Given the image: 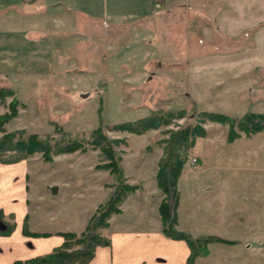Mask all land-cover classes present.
Instances as JSON below:
<instances>
[{
    "label": "rangeland",
    "instance_id": "rangeland-1",
    "mask_svg": "<svg viewBox=\"0 0 264 264\" xmlns=\"http://www.w3.org/2000/svg\"><path fill=\"white\" fill-rule=\"evenodd\" d=\"M175 1L155 7L151 0L153 14L129 18L126 27L74 14L79 27L70 21L63 31L32 35L27 53L14 47V34L0 29V115L15 107L0 127V138L15 134L11 148L0 146V185L21 189L24 234L62 238L34 256L64 240L69 251L80 250L77 240L118 183L130 186L94 231L108 241L112 230L129 223L157 221L162 231L159 205L166 193L158 170L171 134L197 124L194 142L178 148L184 162L175 183V227L193 237L224 238L207 245L219 242L231 258L249 246L251 264H264V129L246 132L230 119L202 113L239 118L264 111V36L251 33V26L236 33L221 26L220 17L239 20L241 12L251 19V0ZM156 113L168 115L141 132L112 128ZM99 132L102 146L92 141ZM33 133L50 145L46 154L16 147V139ZM71 138L81 145L57 149ZM12 214L0 208L7 233L15 225ZM66 231L73 235L65 238Z\"/></svg>",
    "mask_w": 264,
    "mask_h": 264
},
{
    "label": "crops",
    "instance_id": "crops-1",
    "mask_svg": "<svg viewBox=\"0 0 264 264\" xmlns=\"http://www.w3.org/2000/svg\"><path fill=\"white\" fill-rule=\"evenodd\" d=\"M246 1L250 3L249 0ZM35 5L42 7L35 10ZM0 6H7V9H0L6 12L1 13L0 23L8 21V25L0 29L9 35H15L14 47L18 46L23 53L32 48L35 41L32 35H40L50 29L63 31L69 27L70 21L79 27V21L72 19L74 14L78 17L84 14L83 16L90 18L115 21L122 25L129 18L143 21L153 14L151 0H0ZM240 14L242 15H239V20L233 16L235 13L230 14L233 17L224 20L220 17L222 21H226L221 26H226L232 33L251 26V33L264 36V0H251V19H243L244 13ZM250 21L251 25H246ZM17 39L22 41L17 42ZM13 186L15 188L17 184ZM20 190L0 187V208L6 214L13 213L15 221L10 233L0 232V264H10L15 259L46 252L62 241L58 235L38 238L22 232L21 220L25 207ZM153 222L149 221L145 225L129 223L122 228H115L109 234V243L96 246L94 255L86 264H185L190 252L186 241L165 235L159 224ZM184 222L178 221V224L185 229L193 227L188 221L186 225ZM218 243H211L209 253L196 256L193 264H229V259H233L234 264H251L248 244L241 254L231 258L225 254L227 247Z\"/></svg>",
    "mask_w": 264,
    "mask_h": 264
},
{
    "label": "trees",
    "instance_id": "trees-1",
    "mask_svg": "<svg viewBox=\"0 0 264 264\" xmlns=\"http://www.w3.org/2000/svg\"><path fill=\"white\" fill-rule=\"evenodd\" d=\"M14 102V101H13ZM11 112L0 115V127L1 123L6 121L11 114L15 113L14 103L11 104ZM202 113L209 117L215 118L219 121L232 120L241 130L246 132L257 131L264 129V111H251L248 110L239 118H234L231 114L216 110H202ZM163 115V116H162ZM168 114H149L139 117L135 120L119 121L112 125V128L128 129L134 132H141L148 127L158 126L161 123L162 117ZM229 120V121H230ZM164 120L163 123H167ZM197 124H188L182 127L180 130L172 133L168 140L169 146L167 149L166 157L162 160L160 169L158 170V184L161 189L166 193L165 198L159 205L162 221V231L167 236L173 238H179L186 241L189 246L190 252L185 264H193L197 255H204L209 252L208 243L212 240H221L224 238L218 236H198L193 237L189 232L181 231L175 227L176 225V213L175 207L177 205L178 192L175 189V183L179 172L182 168L184 157L178 153V148L190 147L194 142V136L197 131H200ZM196 131V132H195ZM198 134V133H197ZM14 132H7L0 138V146L7 145L13 141ZM95 135V134H94ZM100 132L92 137V141L95 144H101ZM236 132L233 127L230 129V136L233 137ZM15 145L20 150H25L26 153L32 152L36 149H43L45 154L48 152L50 145L48 142H44L38 138L36 134H30L25 139L18 138L15 141ZM13 143V142H12ZM81 145V142L76 138H71L65 144L60 145L57 149H75ZM9 147V145H7ZM102 146V144H101ZM15 147V146H14ZM11 148V147H9ZM103 148L108 149L107 144L103 145ZM114 161L112 160V163ZM115 167V165H113ZM130 185L127 183H118L112 194L108 198L105 204L101 207L100 211L92 216L90 224L87 225L88 232L84 237L77 240L82 245L80 250L73 252L69 251L70 247L67 240H64L62 244L55 247L51 252L46 254L33 256L29 258L15 259L10 264H86L94 255L95 247L101 244H108L109 241L106 238H101L97 232L94 231L96 226L105 224V218L111 211L117 210L115 204L122 198V195L126 193L127 188ZM8 227L0 230L2 233H7ZM26 232V230H25ZM72 232H64V237L68 238L72 236ZM225 240V239H224ZM198 246L201 250L198 249Z\"/></svg>",
    "mask_w": 264,
    "mask_h": 264
},
{
    "label": "built area",
    "instance_id": "built-area-1",
    "mask_svg": "<svg viewBox=\"0 0 264 264\" xmlns=\"http://www.w3.org/2000/svg\"><path fill=\"white\" fill-rule=\"evenodd\" d=\"M164 0H153L155 7H161Z\"/></svg>",
    "mask_w": 264,
    "mask_h": 264
},
{
    "label": "water",
    "instance_id": "water-1",
    "mask_svg": "<svg viewBox=\"0 0 264 264\" xmlns=\"http://www.w3.org/2000/svg\"><path fill=\"white\" fill-rule=\"evenodd\" d=\"M6 224L0 219V229H5Z\"/></svg>",
    "mask_w": 264,
    "mask_h": 264
}]
</instances>
